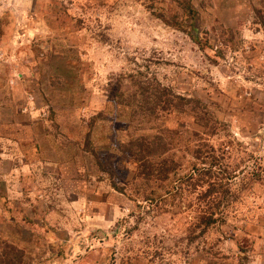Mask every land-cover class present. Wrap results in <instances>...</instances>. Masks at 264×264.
Returning a JSON list of instances; mask_svg holds the SVG:
<instances>
[{
    "label": "rangeland",
    "instance_id": "rangeland-1",
    "mask_svg": "<svg viewBox=\"0 0 264 264\" xmlns=\"http://www.w3.org/2000/svg\"><path fill=\"white\" fill-rule=\"evenodd\" d=\"M0 264H264V0H0Z\"/></svg>",
    "mask_w": 264,
    "mask_h": 264
},
{
    "label": "trees",
    "instance_id": "trees-1",
    "mask_svg": "<svg viewBox=\"0 0 264 264\" xmlns=\"http://www.w3.org/2000/svg\"><path fill=\"white\" fill-rule=\"evenodd\" d=\"M131 156L134 162L138 165L139 171L148 180L151 177L164 179L169 176L170 169L162 166L161 168L155 167L152 156L156 155L157 147L156 143H144L143 141H133L131 143ZM189 178H193V173L188 174ZM217 221L213 216L205 218V225L210 226Z\"/></svg>",
    "mask_w": 264,
    "mask_h": 264
}]
</instances>
